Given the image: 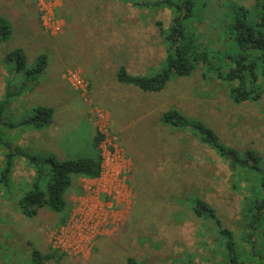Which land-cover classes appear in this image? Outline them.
Here are the masks:
<instances>
[{
	"label": "rangeland",
	"instance_id": "obj_1",
	"mask_svg": "<svg viewBox=\"0 0 264 264\" xmlns=\"http://www.w3.org/2000/svg\"><path fill=\"white\" fill-rule=\"evenodd\" d=\"M158 1L0 0V17L12 28L0 44V99L6 80L17 88L23 80L5 65L6 53L21 49L28 69L39 55L48 59L39 79L11 101L6 126H0V174L4 156L15 154L10 181L0 182V264H32L30 245L42 255H62L58 264H126L128 257L176 264L185 253L205 264L214 229L193 216L195 199L214 208L237 235L249 183L233 190L226 163L187 133L163 127L159 118L176 109L211 129L223 145L255 150L264 168V94L236 105L225 84L204 80L201 66L158 93L119 85L115 73L121 65L131 75L160 70L166 57L160 30L168 29L174 14L155 7ZM191 1L187 27L208 49H220V58L234 56L221 31L233 7L249 9L255 0ZM69 72L81 77L84 90L70 85ZM39 106L54 110L41 133L23 124ZM97 135L102 177L73 179L64 212L42 208L34 218L23 217L17 205L31 188L33 170L17 152L92 159Z\"/></svg>",
	"mask_w": 264,
	"mask_h": 264
},
{
	"label": "trees",
	"instance_id": "obj_2",
	"mask_svg": "<svg viewBox=\"0 0 264 264\" xmlns=\"http://www.w3.org/2000/svg\"><path fill=\"white\" fill-rule=\"evenodd\" d=\"M141 6L140 4H135ZM155 7H164L173 12V20L166 30H160L166 46V57L157 74L152 76L131 75L124 66H119L115 81L121 86H130L142 93H158L173 78L192 75L201 66L204 80H215L228 87V95L234 104L247 101L257 102L264 94V0H255L249 9L233 7L234 16L223 26L221 36L230 41L228 50L234 56L225 54L220 58V49H208L194 30L187 27V19L192 10L191 0H159ZM12 33L9 22L0 17V44L6 42ZM47 56L39 55L33 68L28 69L26 57L21 49L5 54L6 66L13 65V72L22 75L20 86L14 87L12 80H6V91L0 99V126L8 113L11 101L22 95L31 83L36 82L47 67ZM230 61V63L228 62ZM27 88V89H26ZM54 110L35 107L33 115L23 124L40 130L52 123ZM159 122L172 131L187 133L200 145L211 149L231 171L233 190L240 188V182H248L247 195L239 206V227L237 235L225 228L216 215L215 209L200 199H195L192 214L201 222L210 223L214 229L212 246L209 248L205 264H264V168L262 157L252 149L239 151L223 145L216 134L198 120L184 116L176 109L164 112ZM2 133L0 132V137ZM100 136H95L92 146L96 156L92 159L58 161L52 154L35 156L33 153L17 152L18 157L27 161L33 170L31 188L18 202L17 209L25 218H34L38 211L47 208L60 214L67 207L66 193L73 179H97L101 174V157L98 154ZM15 154L4 156L0 182L11 179ZM66 221V219H65ZM63 221L61 224L65 223ZM205 244V243H204ZM32 264H58L62 255L56 251L44 254L32 245ZM195 256L185 253L176 258V264H195ZM126 264H142L128 257Z\"/></svg>",
	"mask_w": 264,
	"mask_h": 264
},
{
	"label": "built area",
	"instance_id": "obj_3",
	"mask_svg": "<svg viewBox=\"0 0 264 264\" xmlns=\"http://www.w3.org/2000/svg\"><path fill=\"white\" fill-rule=\"evenodd\" d=\"M41 13H42L43 16H44V15H46V17L49 16L48 14H46V11L43 12L42 9H41ZM43 16H42V17H43ZM51 33H52V32H51ZM67 76H68V82L70 83V85H71L73 88L84 90V88H83L84 81L81 79L80 76L77 75V73L69 72V73L67 74ZM103 168H104V166L101 165V174H100V177H99V178L102 177V174H103ZM97 179H98V178H97ZM87 180H89V179H87ZM93 180H96V179H93Z\"/></svg>",
	"mask_w": 264,
	"mask_h": 264
},
{
	"label": "crops",
	"instance_id": "obj_4",
	"mask_svg": "<svg viewBox=\"0 0 264 264\" xmlns=\"http://www.w3.org/2000/svg\"><path fill=\"white\" fill-rule=\"evenodd\" d=\"M32 132H40V130L33 129ZM41 133V132H40ZM81 179V178H80Z\"/></svg>",
	"mask_w": 264,
	"mask_h": 264
}]
</instances>
